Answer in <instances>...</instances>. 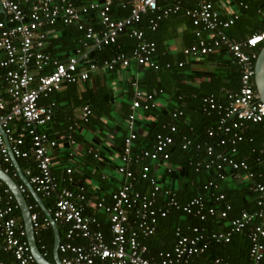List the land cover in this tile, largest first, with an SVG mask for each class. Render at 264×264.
<instances>
[{"label":"built area","instance_id":"built-area-1","mask_svg":"<svg viewBox=\"0 0 264 264\" xmlns=\"http://www.w3.org/2000/svg\"><path fill=\"white\" fill-rule=\"evenodd\" d=\"M160 1L0 0V71H4V75L0 77L4 83L0 84V156L5 163L12 165L11 152L17 160L34 158L37 173L30 167L23 172L42 199L53 197L55 200L54 206L48 211L57 225L64 229L59 245L62 264H195L194 258L207 253L212 244L230 243L234 235L244 232L251 225V264H264L263 184H257L254 188L258 194L259 210L253 213L243 211L240 216L229 219V212L232 210L230 204L219 209L206 202H224V194H211L207 199L200 195L182 207L176 199L175 188H164L160 182V167L165 166L169 173L174 171L170 163V151L175 142L173 135L177 132L175 125L170 126V133L157 135L152 149L132 154L134 141L139 136L136 128L138 112L154 108L157 104L151 94L144 104V93L138 80L133 82L135 94L130 106L129 133L124 152L120 156L121 164L116 167L122 183L119 188L111 191V202L105 197L93 201L84 186L77 185L76 189L61 187L54 176L53 154L58 140L51 138L44 128L53 119L56 103L45 105L41 101L61 91L66 84L85 83L94 72L100 70L114 72L119 68L127 69L133 63L159 69L155 59L157 45L145 38V33L138 24L145 15L157 13L151 21L152 30H156L160 20L179 13L187 0H171L172 3L165 6ZM196 1L198 7L187 10L186 15L199 28V36L202 30L216 33L217 36L212 38L211 43L204 38L200 39L198 44L186 47L184 54L197 58L225 46L244 68L241 90L229 93L226 103H220L212 95L204 98L208 108L218 110L220 117L217 129L225 135L233 134L234 139L228 141L235 145L244 140V129L248 122H264V103L258 97L254 80V61L257 59L254 49L264 45V30L246 40L234 42L226 32L239 19V13L223 20L219 11L207 0ZM115 5L127 10L128 15L117 18ZM59 25L76 26L83 33L80 46L71 53L66 52L63 60L53 58L46 51L52 35L57 33L54 29ZM122 35L136 40L137 45L131 53H116L99 61L100 53L117 44ZM183 65L184 62L179 64L180 67ZM90 115L89 106H84L80 118L88 121ZM182 115L183 112L179 110L173 113L174 118ZM208 133L209 136L215 135L212 129ZM27 135L31 137V147L24 149ZM68 139L74 146L72 136ZM184 141L182 148L186 150L192 141L186 138ZM225 141L221 140V144H225ZM235 151L234 149L233 152ZM213 153V146H209L207 154L213 156ZM141 159L148 160L140 170V177L148 181L146 192L135 187L136 176L132 170L134 163L138 164ZM223 163L233 171L242 168L249 170L246 161L239 162L223 154L210 159L206 168L212 169L216 165L220 171L217 177L223 179ZM200 166L198 163L197 168ZM4 171L9 174V169ZM73 171L72 167L67 169L70 184L75 183ZM249 176L253 177V173L250 172ZM2 184L0 180V185ZM19 187L23 194L28 190L26 185ZM209 187L219 188L214 182H210L205 189L209 190ZM38 206V203L29 205L36 239L42 231L52 227L46 216L40 218L36 211ZM89 208L94 209V214H86ZM173 208L183 209L202 221H206L208 217H218L225 222L226 229L205 234L194 226L189 228L192 233L190 235L178 228L177 241L172 251L151 256L149 247L141 240L154 236L159 219L167 217ZM19 210V204L11 190L5 189L4 196L0 195V235L3 238L1 249L10 254L12 260H0V264H38L31 251L25 224L21 216L17 215ZM97 212L106 217L112 234L110 240L106 239L102 223L95 214ZM255 221L259 223L255 225ZM78 238L84 239L86 245L75 244L74 241ZM196 264L233 263L215 258L210 262Z\"/></svg>","mask_w":264,"mask_h":264},{"label":"trees","instance_id":"trees-1","mask_svg":"<svg viewBox=\"0 0 264 264\" xmlns=\"http://www.w3.org/2000/svg\"><path fill=\"white\" fill-rule=\"evenodd\" d=\"M207 1L214 6L213 0ZM237 2L241 7L240 17L227 30L226 34L232 41L241 42L264 30V20L254 26L258 22L257 15L261 10V4L258 0H237ZM171 3V0L160 1L162 6ZM197 7L196 0H187L182 4L179 13L171 14L160 20L156 30H152L151 21L155 19L157 13L145 15L141 23L138 24V27L144 31L145 38L157 45L155 59L159 64V69L147 65L140 66L143 77L139 84L144 93L143 102L144 104L147 103V96L151 94L157 104L149 110H139L136 118L139 136L134 141L132 154H140L142 150L152 149L157 135L170 133V126L175 125L177 132L173 135L175 142L170 151V163L174 171L172 173L166 172L165 179L160 180L163 187L175 188L176 199L182 207L200 195L207 199L211 194L215 196L224 194L226 196L224 202L218 204L209 200L206 202L218 206L219 209L230 204L232 210L229 212V219H232L240 216L243 211L253 213L259 210L257 205L258 194L254 188L257 184L264 185V122H248L244 129V140L235 145L228 141L234 139L233 134L225 135L217 129L220 117L218 110L208 108L204 103V98L212 95L220 103H226L229 93H237L241 90L244 68L225 46L216 48L211 54L197 58L184 54L183 50L186 47L198 44L200 39L204 38L211 43L212 38L217 36L216 33L211 34L203 30L201 35H198L199 28L186 15L187 10ZM114 12L117 18L128 15V11L123 10L118 5L114 6ZM227 19L229 18H223V20ZM179 27H184L181 34L177 32ZM54 30L57 33L52 35L46 51L53 58L63 60L66 52L71 53L80 46L83 33L76 26L59 25ZM178 40L183 42L182 51L173 53L171 46ZM136 45L135 39L122 35L117 44L105 48L100 53L98 60L110 58L121 52L130 54ZM262 47L263 45L254 49L256 57H258ZM256 60L254 64H256ZM181 62H184L182 67L179 66ZM194 66L204 68L205 72L194 70ZM0 73V77L4 75V71H0ZM133 82L130 81L127 96L117 111L115 90L102 85L100 81H97L95 90L86 81L84 92H80L77 84H70L67 92L53 93L45 99L46 102H41V104L56 103L53 119L48 124V126L52 125L53 130L49 131L44 128V131L51 138L58 140V146L53 154V173L61 187L76 189L77 185L84 186L89 198L93 201L96 202L97 198L105 197L108 202H111L110 193L116 189L114 181L119 183L121 178L116 167L121 164L120 156L124 152L125 140L129 133L130 106L135 94ZM0 84L4 85L2 78H0ZM66 100L68 105L63 106V102ZM84 106H89L91 110L88 121L81 119V115L75 114L77 109L81 108L82 110ZM177 110L182 111L183 115L174 118L173 113ZM141 126L145 128H140ZM145 129H147L146 133L143 132ZM211 129L215 131L214 136H209L208 132ZM88 134H91L92 137L95 136L96 141L87 140L86 135ZM69 136H72L75 141L74 146L69 143ZM185 138L192 141L186 150L182 148ZM223 139L226 140L225 144H221ZM209 146H213V156L207 154ZM30 147L31 137L27 135L23 148L29 149ZM234 149L235 152H233ZM219 154L228 155L239 162L246 161L249 170L242 168L233 171L223 163L224 178H218L217 175L220 171L217 170V166L214 165L212 169H208L206 163L210 159H215V156ZM18 162L22 170L30 167L34 173H37L34 158L18 159ZM147 162V159H141L138 164L134 163L132 166L136 176L135 187L142 192H146L149 186L148 181L140 177V170ZM198 163L201 164L199 168H197ZM69 167L74 170L72 175L75 179L74 184L69 183V176L67 175ZM0 168L9 169V175L19 185L25 186L17 174L15 166L5 163L1 156ZM250 172L253 173V177L249 176ZM239 175L244 179L241 181L242 183L232 179ZM210 182H214L219 188L209 187V190H206L205 187ZM174 183L175 186H173ZM7 188L4 183L0 185V195L4 196V190ZM25 197L29 205L37 204L34 196L28 190ZM54 201L53 197L43 199L48 210L54 206ZM36 211L40 214L41 219L45 217L40 206ZM86 214H94V209L89 208ZM95 214L102 223L106 239L110 240L112 234L105 215L100 212ZM17 215L21 216L20 210ZM258 223L259 221H255L254 224L257 225ZM194 226L200 228L205 234L226 229L225 222L218 217H208L206 221H202L199 217L189 214L183 209L173 208L167 217L159 219L157 233L152 237L142 238L141 241L149 247L151 256H157L160 252L172 251L177 241L176 230L178 228L185 234L192 235L189 228ZM252 226H249L244 232L234 235L230 243L212 244L207 253L194 258V263L210 262L215 258H222L233 264H251L249 234ZM59 230L63 237V226H59ZM0 241L2 247L3 238L1 235ZM37 242L40 251L46 255V259L54 262V232L52 227L42 231L37 236ZM74 242L83 246L86 243L81 238ZM1 252L0 260H12L10 254L2 250Z\"/></svg>","mask_w":264,"mask_h":264},{"label":"crops","instance_id":"crops-1","mask_svg":"<svg viewBox=\"0 0 264 264\" xmlns=\"http://www.w3.org/2000/svg\"><path fill=\"white\" fill-rule=\"evenodd\" d=\"M213 1H214L213 4H214L215 9L219 11V13L221 14L222 18H231L237 12L239 13V11H241L240 4H238L239 2H237V0H213ZM258 1L261 4V6H260L261 10L258 12V15H257L258 16V18H257L258 22L255 23L254 26L260 24L261 20H264V0H258ZM183 30H184V27H179L177 32L179 34H181ZM248 36H249V34L247 35V37ZM182 45H183V42L181 40H178L175 44H173L171 46V49H172L173 53H178V52L182 51ZM140 68H141L140 66H138L135 63H133L131 65V67H129V68H127V69L119 68V70L115 71V72H106V71H101L100 70L98 72H94L91 75V78L89 80H87V81H88L89 85L92 87L93 90H95V88H96L97 81H100L102 85L104 84L106 86H109V87L113 88L115 90V93H116V100H117L116 101V104H117L116 111H117L121 107V102L127 96L128 85H129L130 81H132V82L135 81V80L140 81V79H142L143 73H142V70H140ZM193 69L197 70V71L205 72L204 68H200L198 66H194ZM77 85L79 86L80 92H82V91L84 92L85 91L84 83L83 84L78 83ZM69 86H70V83L66 84L65 87L61 91L55 92V93H58V94L65 93V92H67ZM42 101H45V99L42 100ZM47 102H48V100H47ZM45 105H47V104H45ZM67 105H68V101L66 100L65 102H63V106H67ZM75 114L77 116H80L82 114L81 108L77 109L75 111ZM142 127L145 128L144 126H141L140 128H142ZM45 128L47 130H49V131L53 130L52 129V125H49V126L47 125ZM146 131H147V129H145L143 132L146 133ZM56 133H57V129H56ZM91 134L86 135L87 140L91 139L90 140L91 142H95L96 141L95 136L92 137ZM65 146L67 147V144H65ZM61 148H62V146H61ZM117 162H118V159H117ZM165 169H166L165 166L160 167V170L158 172L160 180H162V179L164 180L165 179V173L167 172ZM16 171H17V168H16ZM232 179H236L239 183L242 180H244L243 177L240 176V175L237 176L236 178L234 176V178H232ZM236 180H235V182H237ZM121 183H122L121 178L119 179V183L114 181V185H115L114 187L116 189L119 188L121 186ZM173 186H175V183H174ZM28 191L30 192L29 189H28ZM21 218H22V215H21ZM85 245H86V243H85ZM1 250L2 249H1V241H0V256L2 254Z\"/></svg>","mask_w":264,"mask_h":264},{"label":"water","instance_id":"water-1","mask_svg":"<svg viewBox=\"0 0 264 264\" xmlns=\"http://www.w3.org/2000/svg\"><path fill=\"white\" fill-rule=\"evenodd\" d=\"M1 13L3 12L1 11ZM254 80H255V88L258 97L264 103V45L256 60ZM10 155L15 167L17 168L19 177L21 178L23 183L28 187L31 194L34 196L36 202L43 210L45 216L50 220L54 232V247H53L54 262H51L43 256L42 252L39 249L33 224L31 221V211L29 210V204L27 202L25 194L21 192L19 184L9 174H7L3 169L0 168V180L11 190L12 194L16 198L17 203L19 204L22 219L27 230L31 251L38 264H62L59 254V245L61 243V233L59 230V226L54 221L52 215L45 206L43 199L35 192L33 186L30 184L29 180L25 176L23 170L19 165L18 160L13 156L12 152L10 153Z\"/></svg>","mask_w":264,"mask_h":264}]
</instances>
